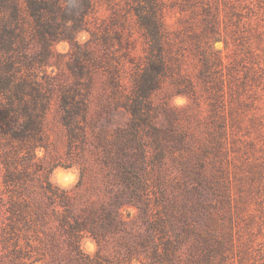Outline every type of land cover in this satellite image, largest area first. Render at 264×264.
<instances>
[{"label":"rangeland","instance_id":"374dc122","mask_svg":"<svg viewBox=\"0 0 264 264\" xmlns=\"http://www.w3.org/2000/svg\"><path fill=\"white\" fill-rule=\"evenodd\" d=\"M90 1L45 57L23 20L30 65L0 9V264H79L86 218L79 248L107 264H153V245L162 264H264V0H156L159 46L149 0Z\"/></svg>","mask_w":264,"mask_h":264},{"label":"trees","instance_id":"16d2710c","mask_svg":"<svg viewBox=\"0 0 264 264\" xmlns=\"http://www.w3.org/2000/svg\"><path fill=\"white\" fill-rule=\"evenodd\" d=\"M20 1L21 0H0V9L7 6L12 10L15 31L12 32L11 35L13 39H16L19 42L18 49L21 53V59L26 65L31 64L28 55L23 52V49H25L27 42L25 41V30L23 28L22 22L24 19H26L27 16L32 19L36 33L41 41L42 52L39 57H45L48 53V48L47 38L44 33H47L52 37L59 35L56 33V29L54 28L55 24H57V22L59 21H71L72 28L74 30H82V24H85V17L92 9L90 0H22V2L24 3V7L20 6ZM138 23L149 43L153 42L154 44L159 46L163 42V34L161 30V22L159 19V11L156 0H149L147 2L146 13L141 14L140 12V14H138ZM62 35L64 39L73 41L71 39V32L65 31ZM0 45H4L6 48L11 47L7 46V44L2 41V38H0ZM4 87H7V84H4ZM22 87V85H18L17 90L13 92L15 98H9L10 101L16 99L19 102L23 103V97L21 96L23 94ZM145 92L146 90L142 89V93ZM11 111H13L14 114L17 115L21 112L23 113L26 118L25 124L23 126L24 128H28L33 125L32 119L34 114L29 109L22 108L21 110H19L11 106ZM118 214L119 213L117 212H106L103 216L104 221L99 224V228L101 229V231L118 229L117 224L120 225L121 223V221L118 219ZM92 222L93 220L91 218H86L85 220L81 221L74 219L73 222L69 225V232L73 236V240L68 244L70 256L79 264H107L105 262V259L98 254L90 256L81 252L79 248L77 235H80V232L84 229H92L90 228L92 227ZM93 231L94 230H90L89 233L98 242L99 238ZM149 241L150 238L144 241L141 240L140 245L145 248L146 245H148L147 243H149ZM150 247L152 248L153 259L155 262L153 264H162V256L160 255V252L155 249L154 245ZM164 254L165 256L169 257L166 252ZM141 264L144 263L141 262Z\"/></svg>","mask_w":264,"mask_h":264}]
</instances>
